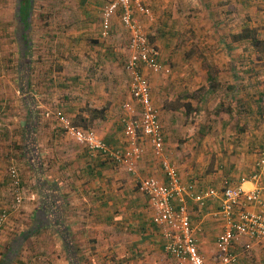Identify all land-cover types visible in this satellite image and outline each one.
<instances>
[{
	"label": "crops",
	"instance_id": "crops-1",
	"mask_svg": "<svg viewBox=\"0 0 264 264\" xmlns=\"http://www.w3.org/2000/svg\"><path fill=\"white\" fill-rule=\"evenodd\" d=\"M18 1L16 33L21 25ZM110 1L33 0L27 81L21 82V75L5 80L0 66V111L15 103L23 117L0 116V126L17 124L19 133L12 136L5 129L0 137V213L13 198L10 167L17 169L23 192L22 204L9 209L0 229V264H21L27 242L34 244L41 236L47 239L29 252L44 255L39 264H177L164 254L153 209L136 187L142 178L166 183L146 138L138 137L142 154L131 174L59 131L56 114L61 112L109 146H129L122 121L138 117L139 107L131 99L124 69L129 34L120 11L111 18L108 35H101V12ZM185 2L144 0L150 15L136 13V18L167 73L139 69L158 110L163 155L180 182L202 198V203L184 198L199 252L206 264H221L215 244L224 226L218 213L224 186L259 188L264 202V169L255 167L264 147V121L261 113L248 109L249 102H257L264 111V98L256 89L248 92L246 84L257 71L251 66L264 63V0H190L184 8ZM42 13L47 17L39 23L35 18ZM124 103L133 104L134 112L124 111ZM29 107L36 118L30 164L24 154ZM253 174H258L256 180L242 182ZM240 208L255 206L242 202ZM41 219L47 223L41 225ZM33 227L37 231L29 234ZM24 233L29 237L16 247L14 241ZM263 247L256 244L248 252L235 248L234 264L248 263ZM31 255L25 252L24 259Z\"/></svg>",
	"mask_w": 264,
	"mask_h": 264
},
{
	"label": "built area",
	"instance_id": "built-area-1",
	"mask_svg": "<svg viewBox=\"0 0 264 264\" xmlns=\"http://www.w3.org/2000/svg\"><path fill=\"white\" fill-rule=\"evenodd\" d=\"M117 11H120L122 27L129 34L130 56L124 69L129 76L128 88L131 99L139 107L138 117L125 118L122 121L124 134L129 138V146L126 149L113 148L93 130L75 126L61 112L56 114V119L60 127L77 144L84 146L90 152L101 153L106 159L123 166L131 174L135 173L134 164L142 154V149L137 144L138 137L139 135L145 137L154 155L160 159L166 183H159L153 178H142L138 179L136 187L139 193L147 196L153 209V222L161 229L164 241L163 252L177 264H206L199 252L184 200L189 196L202 203V198L192 195L191 188L180 182L176 168L163 155V135L158 110L151 101L149 82L139 69L143 67L156 74L167 73L165 67L158 61L157 51L150 43L142 24L136 18V13L149 17L150 12L144 0H111L101 12L103 37L108 35L111 18ZM133 108L131 103H124L122 106V109L128 113H133ZM255 167L259 170L264 169V147ZM8 175L13 198L9 208L3 209L0 213V229L9 218V209L18 208L23 200L17 169L10 167ZM257 178L258 174H253L242 182ZM174 201L177 204H174ZM242 202L254 205L255 209L240 208ZM218 213L224 224L223 231L215 244L217 259L221 264L237 262L235 248L248 252L254 245L264 243V202L259 188L245 191L239 186L225 185Z\"/></svg>",
	"mask_w": 264,
	"mask_h": 264
},
{
	"label": "rangeland",
	"instance_id": "rangeland-1",
	"mask_svg": "<svg viewBox=\"0 0 264 264\" xmlns=\"http://www.w3.org/2000/svg\"><path fill=\"white\" fill-rule=\"evenodd\" d=\"M187 1H190V0H186V2L184 3V8H185V4L187 3ZM15 4H16V0H0V66L3 67L2 74H4V75H2V76H4L5 80H9V81L11 79H13L11 76H14V75H17L18 80H19L20 73H18V70H19V66L21 64V56H20L21 54L18 51L17 46H16L17 33H16V23H15V17H14L15 13H16ZM37 4H39L38 1H36V5ZM46 17H47V14L42 13V14H38L35 19L39 20V23H43V22H45L44 20L46 19ZM145 30L146 29L144 28V31ZM145 33L148 36L147 30L145 31ZM149 33H150V30H149ZM30 53H31V51H30ZM17 59H19V60L17 61ZM17 67H18V69H17ZM214 67H217V66H214ZM255 67H257V71L253 70V72L249 76L248 82L246 83L247 88H248V92H252L253 90L256 89V91H257L256 93H258V96H262L264 98V93L260 94V92H259L260 89L264 88V86L262 84V83H264V81L261 82L262 79H264V71H263V75L260 76L261 70L264 69V63L258 64L256 66H251V68H254V69H255ZM154 74H156V73H154ZM1 83H3V82L1 81ZM248 105L251 107L248 109L256 112V114L261 113V115H262L261 121L263 122L264 121L263 106H260L257 102H249ZM257 106H258V109H257ZM236 109L238 111V113H236V115L240 119L241 118L240 117L241 114L239 113L240 109H238V108H236ZM241 111L245 112V110H242V109H241ZM21 114L22 113L19 111V109H17L15 103H12L10 107L5 108L3 110V112L0 111V116L2 118L3 117L8 118L9 116H15V117L21 119V118H23L21 116ZM54 122H55L54 125L56 126V128H58L59 126H57L56 120ZM5 126L6 125H4V123L0 126V137H3V135L6 134L5 129L7 130V134H11L12 136L19 135V133L17 132V130H18L17 124L13 125V123H11L10 129L6 128ZM59 131L61 133L68 135L61 127H60ZM1 230H3V227L1 228ZM40 238H41L40 241H43V239H47V236H44L43 239H42V236ZM40 241L37 240V242H35L34 244L32 241L27 242V244L25 243L26 248H25V251H24V254L22 257L23 260L22 261L19 260V263H21V264H39L42 261H44V260H42V258L44 256L43 254L31 255V253L33 252V251H31L32 246L35 245L38 247V243L42 245L43 242H40ZM47 245H48V243L45 244L44 248H46ZM30 251H31V253H29ZM25 252H26L27 256L31 255L30 259H27V260L24 259ZM45 257L48 258V255H46ZM257 257H259V258H257ZM250 259L251 260L248 261V263H246V264H264V247L262 249H260L258 252H256L255 254L251 255Z\"/></svg>",
	"mask_w": 264,
	"mask_h": 264
},
{
	"label": "trees",
	"instance_id": "trees-1",
	"mask_svg": "<svg viewBox=\"0 0 264 264\" xmlns=\"http://www.w3.org/2000/svg\"><path fill=\"white\" fill-rule=\"evenodd\" d=\"M17 4L19 5V20L21 22V25L17 31V38L20 42V50H21V54H22L21 64L19 66V71H20V75H21L20 80H21V82H26L27 81L26 78L28 75L27 68H28L29 62H30V49H28L30 39L28 40L27 35L30 34L29 19H30V9H31V5L33 4V0H19ZM28 81H29V79H28ZM26 100H27V103L29 104L28 98ZM35 123H36V118H35L32 110H31V108L29 107L28 120L24 125L25 126V132H26V134H25L26 144L24 143L25 150L27 147V150L24 151L26 159H28V157L31 156L29 153L31 152L32 147H33L32 138L34 137V133H35V128H36ZM83 129H87V128H83ZM30 160L28 159L27 162L29 163ZM33 164L35 165V160L33 161ZM40 221H41V225H44L45 223H47L46 221H44L42 219ZM35 231H37V230H36V228L33 227V228H31L30 232H28V233L32 234ZM27 237H29V235L27 233L20 235L14 241V245L17 247L20 244H23V242L25 241V239Z\"/></svg>",
	"mask_w": 264,
	"mask_h": 264
}]
</instances>
